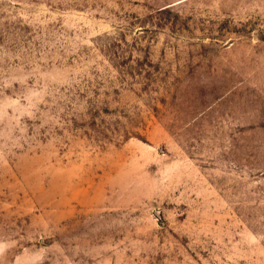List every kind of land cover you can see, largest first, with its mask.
Returning a JSON list of instances; mask_svg holds the SVG:
<instances>
[{"label": "rangeland", "instance_id": "374dc122", "mask_svg": "<svg viewBox=\"0 0 264 264\" xmlns=\"http://www.w3.org/2000/svg\"><path fill=\"white\" fill-rule=\"evenodd\" d=\"M0 264H264V0H0Z\"/></svg>", "mask_w": 264, "mask_h": 264}]
</instances>
